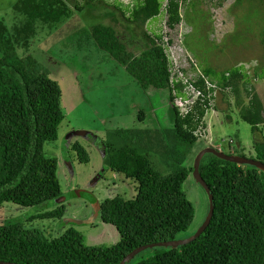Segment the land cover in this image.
I'll return each instance as SVG.
<instances>
[{"label":"trees","instance_id":"1","mask_svg":"<svg viewBox=\"0 0 264 264\" xmlns=\"http://www.w3.org/2000/svg\"><path fill=\"white\" fill-rule=\"evenodd\" d=\"M216 1L220 5L224 0ZM94 2L74 1V8L78 11L87 7L93 12ZM183 2L167 0L163 10V0L118 4L114 10L119 11L122 22L113 12L105 11L110 24L89 28L96 47L123 66L141 89L167 91L173 125L168 134L155 130L148 139L135 130L115 131L116 142H104V170L135 184L131 199L117 195L98 205L101 222L111 224L119 234V241L111 246L86 245L74 228L47 238L45 230L36 225L64 216L63 201L48 207V202L64 193L57 177V159L47 156L44 146L57 140L65 115L58 83L28 49L39 27L51 30L70 16L68 0H16L11 9L17 22L8 27L0 20V209L11 203L29 212L22 221L1 218V264H118L139 246L176 240L188 229L194 215L182 189L192 172V167L185 165L187 151L197 142V122L214 98L215 87L229 90L236 113L252 132L264 123L262 100L249 85L251 79L242 63L217 76L207 68L193 81L183 82L171 74L161 34L155 35L159 42L146 48L132 41L130 29L126 42L120 40L116 28L127 31L130 23L141 27L162 11L166 26L174 29L187 16L186 11L180 13ZM195 5L192 2L190 6L195 9ZM121 8H126L127 16ZM261 65L253 68L258 80L264 78ZM188 86L198 95L186 107L188 97L193 95L186 90ZM175 100L183 102L184 112ZM224 115L230 120L229 113ZM144 119V112L139 111L137 120ZM236 145L234 155L244 157ZM69 148L80 163L88 162L81 144L73 142ZM253 149L252 159L264 164V140L255 143ZM198 172L212 194L214 208L208 226L187 244L148 247L144 250L152 249L150 256L135 259L137 253L124 264H264V173L212 153L202 156Z\"/></svg>","mask_w":264,"mask_h":264},{"label":"rangeland","instance_id":"2","mask_svg":"<svg viewBox=\"0 0 264 264\" xmlns=\"http://www.w3.org/2000/svg\"><path fill=\"white\" fill-rule=\"evenodd\" d=\"M15 1L0 0V20H4L8 27L17 22L11 9ZM74 1L68 0L70 16L51 30L42 27L44 30L41 31L39 27L28 49L49 70L50 78L58 83L60 104L65 115L58 127L57 140L44 146L45 154L57 159V177L64 193L58 200L48 202V207L63 201L64 216L41 220L36 225L45 230L47 238L57 237L66 229L74 228L84 237L86 245L111 246L119 241V234L114 226L101 222L98 205L104 199L117 195L125 200L131 199L135 184L104 170V142L114 144L115 131L121 130H135L143 133L142 137L146 139L155 130L168 134L173 126L172 116L166 90L141 89L123 66L96 47L90 36L92 25L110 24L105 11L113 12L122 22L114 6L130 0H95L93 12L87 7L77 11ZM183 1L180 13L186 11L187 16H183L174 29L166 26L165 12L162 11L149 20L151 25L137 27L130 23L126 32L116 28L120 40L126 42L130 29L132 41L146 48L159 42L155 35L161 34V42L170 59L171 74H176L183 82L193 81L207 68H212L217 76L221 71L242 63L251 79L249 85L262 100L264 109V78L256 79L253 70L258 64H262L260 69L264 70V0H240L239 3L235 2L237 0H224L220 5L216 0ZM166 2L163 0V4ZM192 2L196 4L195 9L190 6ZM121 10L127 12L126 8ZM186 90L193 93L188 97V107L198 92L191 86ZM212 95L214 98H210L208 108L197 122L194 132L197 142L187 151V167H192L195 157L207 147L235 154L237 143L239 153L252 159L255 156L254 144L264 140V123L252 132L236 113L229 90L221 91L215 87ZM185 109L181 107L180 111ZM139 111L145 114L142 122L137 120ZM225 113L230 114V120L225 118ZM73 142L85 148L89 157L87 163H80L74 151L70 150L69 144ZM182 189L194 215L188 229L178 234L176 240L193 235L204 222L209 208L207 194L192 172ZM2 208L0 220L22 221L29 214L27 209L11 203L4 204ZM152 252V249L143 250L135 259L146 258Z\"/></svg>","mask_w":264,"mask_h":264},{"label":"water","instance_id":"3","mask_svg":"<svg viewBox=\"0 0 264 264\" xmlns=\"http://www.w3.org/2000/svg\"><path fill=\"white\" fill-rule=\"evenodd\" d=\"M205 153H212L221 159L236 163L238 165H241V164L252 165V166L256 167V169H258L259 171L264 173V164L258 160L241 157L239 155H234V154H225L222 151L216 150L212 147H207V148L203 149L195 157L194 162H193V166H192V175L194 176L195 180L201 185V187L203 188V190L207 194V198H208V204H209L208 213H207L205 220L202 223V225L199 227V229L193 235H191L188 238L181 239V240H170V241L158 242V243L150 244V245L139 246V247L133 249L126 256H124L123 259L118 264H124L126 261L132 259L137 253H139L140 251H142L148 247L170 246V247L175 248L179 245L187 244V243L193 241L196 237H198L203 232V230L208 226V224L210 223V220L212 218L213 208H214L213 203H212V194L210 193L209 187L206 185V183L204 182V180L202 179L201 175L198 172L199 161Z\"/></svg>","mask_w":264,"mask_h":264},{"label":"built area","instance_id":"4","mask_svg":"<svg viewBox=\"0 0 264 264\" xmlns=\"http://www.w3.org/2000/svg\"><path fill=\"white\" fill-rule=\"evenodd\" d=\"M179 102H181L180 104H179ZM175 105H177L179 108H181V107H184V104H183V102L182 101H179V100H175Z\"/></svg>","mask_w":264,"mask_h":264},{"label":"flooded vegetation","instance_id":"5","mask_svg":"<svg viewBox=\"0 0 264 264\" xmlns=\"http://www.w3.org/2000/svg\"><path fill=\"white\" fill-rule=\"evenodd\" d=\"M145 25H151L148 21L145 23Z\"/></svg>","mask_w":264,"mask_h":264},{"label":"clouds","instance_id":"6","mask_svg":"<svg viewBox=\"0 0 264 264\" xmlns=\"http://www.w3.org/2000/svg\"><path fill=\"white\" fill-rule=\"evenodd\" d=\"M130 1H133V0H130ZM130 1H129V2H130ZM121 2H124V1L121 0ZM126 4H128V3H126ZM163 5H165V4H163ZM156 44H157V43H156Z\"/></svg>","mask_w":264,"mask_h":264}]
</instances>
